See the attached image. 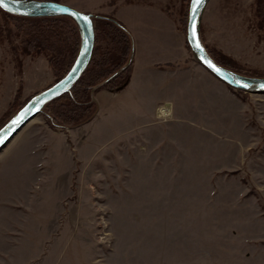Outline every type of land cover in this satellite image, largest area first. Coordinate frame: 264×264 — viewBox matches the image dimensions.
Here are the masks:
<instances>
[{
  "label": "rangeland",
  "instance_id": "obj_1",
  "mask_svg": "<svg viewBox=\"0 0 264 264\" xmlns=\"http://www.w3.org/2000/svg\"><path fill=\"white\" fill-rule=\"evenodd\" d=\"M58 1L124 18L146 58L166 59L171 40L191 70L154 85L183 113L161 123L139 87L98 91L81 125L54 129L42 109L0 149V264H264V93L224 90L203 68L186 44L190 0ZM200 33L240 73L264 76L255 0H210ZM0 37L1 128L56 76L46 53L22 55L20 75L22 36Z\"/></svg>",
  "mask_w": 264,
  "mask_h": 264
},
{
  "label": "trees",
  "instance_id": "obj_2",
  "mask_svg": "<svg viewBox=\"0 0 264 264\" xmlns=\"http://www.w3.org/2000/svg\"><path fill=\"white\" fill-rule=\"evenodd\" d=\"M255 3L259 27L264 28V0H255ZM0 11L4 14V25L0 23V36L2 31L7 32L12 41L15 36H22L20 45L12 47L20 75L23 68L21 56H38L42 53L48 55L50 66L56 76L55 81L69 71L81 46V31L72 17L68 15L21 16L9 13L1 7ZM11 20L15 22L16 31L10 27ZM94 22L96 43L88 68L71 90L48 102L42 110L47 123L54 129L91 121L98 111L96 93L103 89L117 92L130 82L134 66V56L132 59L131 56L135 51L132 31L121 20L111 15L95 17ZM186 23L187 18L184 23L185 32L187 31ZM186 44L191 48L187 40ZM207 47L217 62L243 72L232 56L216 48ZM22 85L21 77L18 94L22 90ZM30 98L31 96L25 98L24 101L16 104L15 108L13 106L12 109L15 110L10 111V116Z\"/></svg>",
  "mask_w": 264,
  "mask_h": 264
},
{
  "label": "water",
  "instance_id": "obj_3",
  "mask_svg": "<svg viewBox=\"0 0 264 264\" xmlns=\"http://www.w3.org/2000/svg\"><path fill=\"white\" fill-rule=\"evenodd\" d=\"M210 0H203L198 8L196 15V41L192 39V9L193 0H190L186 40L200 63L205 66L216 77L224 81L231 87L251 93H264V76L246 75L232 70L219 62H217L207 46L203 42L200 33V23L202 13ZM5 6H0L5 11L21 16H49V15H68L72 17L78 24L81 31V46L78 55L69 69V71L55 81L50 86L36 92L13 116L0 128V149L14 137L32 118H34L44 106L56 97L71 90L74 84L80 79L88 68L94 53L96 43V28L94 18L101 16L93 12L81 10L68 3L58 0H4ZM87 17V20L84 19ZM196 42L200 44V48L196 47ZM134 55L131 56V59ZM76 71H73V70ZM219 69V71H217ZM239 81L240 85L247 84L248 87L238 86L235 81ZM17 122V123H14Z\"/></svg>",
  "mask_w": 264,
  "mask_h": 264
},
{
  "label": "crops",
  "instance_id": "obj_4",
  "mask_svg": "<svg viewBox=\"0 0 264 264\" xmlns=\"http://www.w3.org/2000/svg\"><path fill=\"white\" fill-rule=\"evenodd\" d=\"M81 10L92 12V10H86V9H81ZM119 19L123 23H125L129 29H131L128 22L124 18L121 17ZM135 44L136 45H135V51H134L133 73H132V76H131V79L128 85L122 90L117 91V92L106 90V89H103V90L110 92V94L112 95L121 96V94L126 92L128 89L139 87L140 97L142 99L147 100V102L150 105V109L151 111H154L157 120L159 119L161 123H169V122L175 121L177 118H179V115H180L179 113L181 114L183 113V110L179 108L176 100L173 97L169 98L167 95L166 96L162 94L158 95L157 93L158 89L156 85H154L156 81L155 74L161 73L167 76L168 80H171L173 82L175 78H177L178 80L179 78L184 80L181 74L185 73V70H191V69H189L188 67L180 68L179 66H176L174 64L176 57H173L171 53V48L173 46L171 45V40H167L166 50L168 51V55L166 59L164 60H157L156 58H154V53H152L153 55L151 59L146 58L145 53L143 52L144 51L143 46L146 43L141 45L140 50L138 49L137 43ZM155 46L156 45L154 44V40L152 39L151 40V50H152L151 52H154ZM203 68L207 70L210 74H213L206 67H203ZM213 76L215 75L213 74ZM190 79L193 80V76H190V78H187L188 81ZM216 80L218 81L220 80V82L222 83V87L224 88V90H226L228 85L224 81L219 79L218 77L216 78ZM96 100L98 102L97 93H96ZM98 110H99V103H98ZM141 147H146V144L144 142H141L140 148Z\"/></svg>",
  "mask_w": 264,
  "mask_h": 264
},
{
  "label": "snow or ice",
  "instance_id": "obj_5",
  "mask_svg": "<svg viewBox=\"0 0 264 264\" xmlns=\"http://www.w3.org/2000/svg\"><path fill=\"white\" fill-rule=\"evenodd\" d=\"M203 3V0H193V9H192V39L193 41H196V15L198 14V8L199 6ZM0 6H5L4 5V0H0ZM85 20H87V17H84ZM196 47L200 48V44L198 42H196ZM73 71H76L75 69ZM217 71H219V69H217ZM235 83L238 86H242V87H248L249 85L244 84V85H240V82L237 80L235 81ZM261 87H264V85H261ZM14 123H17L14 121ZM2 139H0V143H2Z\"/></svg>",
  "mask_w": 264,
  "mask_h": 264
},
{
  "label": "bare ground",
  "instance_id": "obj_6",
  "mask_svg": "<svg viewBox=\"0 0 264 264\" xmlns=\"http://www.w3.org/2000/svg\"><path fill=\"white\" fill-rule=\"evenodd\" d=\"M166 116V115H165ZM161 117H163V116H161Z\"/></svg>",
  "mask_w": 264,
  "mask_h": 264
}]
</instances>
